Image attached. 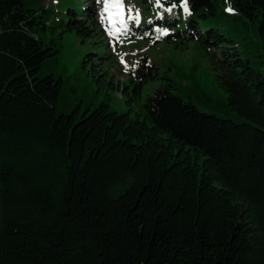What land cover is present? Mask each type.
Here are the masks:
<instances>
[{
	"label": "trees",
	"instance_id": "1",
	"mask_svg": "<svg viewBox=\"0 0 264 264\" xmlns=\"http://www.w3.org/2000/svg\"><path fill=\"white\" fill-rule=\"evenodd\" d=\"M45 1L0 0V264H264V75L238 51L219 61L242 123L201 112L146 57L127 72L133 93L167 84L133 115L58 114L62 81L38 76L57 53L39 37ZM231 5L235 17L221 0H192L190 16L160 8L129 34L219 47L233 42L226 22L231 37L253 31L264 58V0Z\"/></svg>",
	"mask_w": 264,
	"mask_h": 264
},
{
	"label": "rangeland",
	"instance_id": "2",
	"mask_svg": "<svg viewBox=\"0 0 264 264\" xmlns=\"http://www.w3.org/2000/svg\"><path fill=\"white\" fill-rule=\"evenodd\" d=\"M221 5L226 7L225 0H221ZM44 6L48 9L43 15L48 25L44 33H39V37L45 46L57 53L46 59L38 76L62 81L58 114H68L78 107L77 114L81 117L105 104L111 112L125 113L131 110L130 114L133 115L134 111L140 110L147 96L157 87L167 84L163 79L149 81L139 95L133 93V84L120 59L124 57L131 66L134 59L146 57L158 69L160 78L165 75L178 86L186 88L184 98L190 99L201 112L230 118L238 123L246 122L237 113L228 111L226 93L219 85L224 73L219 61L226 50H229V60H235V52L238 51L255 70L264 75V58L255 49L258 38L253 31L249 30L246 38L240 40L228 34L226 29L231 26L224 22L221 29L233 42H223L219 47L201 41L185 43L179 39L150 45L147 40L130 34L123 37L122 42H117L107 34L106 25L99 18L102 4L95 0H46ZM125 6L139 10V25L160 10L155 0H125ZM68 10L79 12L78 21L86 25L87 35L67 28L72 18ZM130 24L136 26L134 22ZM191 74V80L182 78Z\"/></svg>",
	"mask_w": 264,
	"mask_h": 264
},
{
	"label": "snow or ice",
	"instance_id": "3",
	"mask_svg": "<svg viewBox=\"0 0 264 264\" xmlns=\"http://www.w3.org/2000/svg\"><path fill=\"white\" fill-rule=\"evenodd\" d=\"M95 2L102 4V9L99 11V18L102 24L106 25L105 30L107 34L117 42H122V38L129 34L131 22H134L137 27L141 22V13L139 10H134L131 7L126 8L125 0H95ZM225 4L224 12L226 14L230 16L238 14L237 9L231 5L230 0H225ZM155 5L169 13L177 7V3H172L170 7H165L161 0H155ZM179 7L185 15H192V0H179ZM157 15L163 19L160 13H157ZM156 31L158 32L157 39L169 35L167 29L161 30L157 28ZM113 50L115 51V48ZM120 63L126 73L129 71L135 73V69L139 65V61H137L130 66L124 57H121Z\"/></svg>",
	"mask_w": 264,
	"mask_h": 264
},
{
	"label": "water",
	"instance_id": "4",
	"mask_svg": "<svg viewBox=\"0 0 264 264\" xmlns=\"http://www.w3.org/2000/svg\"><path fill=\"white\" fill-rule=\"evenodd\" d=\"M167 1H169L171 3H177V5L179 6V0H167Z\"/></svg>",
	"mask_w": 264,
	"mask_h": 264
}]
</instances>
